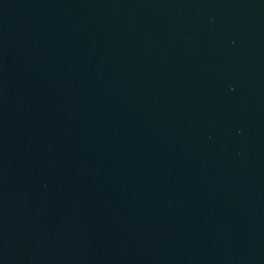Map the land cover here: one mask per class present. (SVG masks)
<instances>
[{"label":"water","instance_id":"95a60500","mask_svg":"<svg viewBox=\"0 0 264 264\" xmlns=\"http://www.w3.org/2000/svg\"><path fill=\"white\" fill-rule=\"evenodd\" d=\"M0 264H264V0H0Z\"/></svg>","mask_w":264,"mask_h":264}]
</instances>
